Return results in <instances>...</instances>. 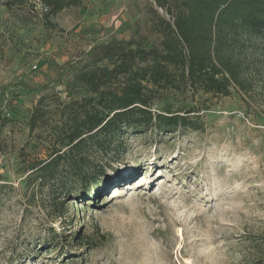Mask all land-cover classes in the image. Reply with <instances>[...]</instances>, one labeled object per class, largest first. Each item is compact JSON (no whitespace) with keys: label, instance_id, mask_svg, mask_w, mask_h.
Masks as SVG:
<instances>
[{"label":"rangeland","instance_id":"rangeland-1","mask_svg":"<svg viewBox=\"0 0 264 264\" xmlns=\"http://www.w3.org/2000/svg\"><path fill=\"white\" fill-rule=\"evenodd\" d=\"M151 1L83 0L52 27L40 0H0V264H264L260 38L234 47L242 83L229 95L167 90L152 105L190 111L199 130H128L107 154L89 148L94 193L30 178L78 92L68 76L82 52L127 38Z\"/></svg>","mask_w":264,"mask_h":264},{"label":"trees","instance_id":"trees-1","mask_svg":"<svg viewBox=\"0 0 264 264\" xmlns=\"http://www.w3.org/2000/svg\"><path fill=\"white\" fill-rule=\"evenodd\" d=\"M40 2L52 27L57 25L51 16L83 5V0ZM146 12L144 19H134L127 38H95L82 52L68 76L78 92L69 91L53 150L30 165V178L64 187L73 178L87 182L94 193L89 148L107 154L128 130H199L190 111H153L152 105L167 90L229 95L232 82L242 83L234 47L247 39L264 40V0H152ZM81 32L92 36L98 28ZM40 107L31 116L33 130L43 118Z\"/></svg>","mask_w":264,"mask_h":264},{"label":"bare ground","instance_id":"bare-ground-1","mask_svg":"<svg viewBox=\"0 0 264 264\" xmlns=\"http://www.w3.org/2000/svg\"><path fill=\"white\" fill-rule=\"evenodd\" d=\"M116 190H119V189H116ZM117 196H119V193L114 194V197H117Z\"/></svg>","mask_w":264,"mask_h":264},{"label":"built area","instance_id":"built-area-1","mask_svg":"<svg viewBox=\"0 0 264 264\" xmlns=\"http://www.w3.org/2000/svg\"><path fill=\"white\" fill-rule=\"evenodd\" d=\"M37 66L35 65L34 68H36Z\"/></svg>","mask_w":264,"mask_h":264},{"label":"crops","instance_id":"crops-1","mask_svg":"<svg viewBox=\"0 0 264 264\" xmlns=\"http://www.w3.org/2000/svg\"><path fill=\"white\" fill-rule=\"evenodd\" d=\"M114 1V0H113ZM116 1V0H115ZM113 3V2H112Z\"/></svg>","mask_w":264,"mask_h":264}]
</instances>
